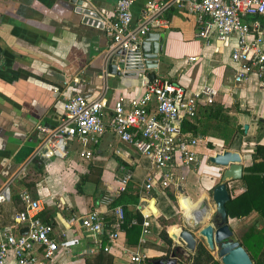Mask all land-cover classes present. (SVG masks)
Segmentation results:
<instances>
[{
	"label": "crops",
	"instance_id": "obj_1",
	"mask_svg": "<svg viewBox=\"0 0 264 264\" xmlns=\"http://www.w3.org/2000/svg\"><path fill=\"white\" fill-rule=\"evenodd\" d=\"M191 1L134 0L131 28L137 30L154 18L151 25L164 35V49L158 69L148 74L189 92L209 87L215 103L223 107L220 119L227 137H203L222 144L224 150L230 144L229 150L241 154L245 168L251 164L256 147L264 153V86L254 77L244 86L234 85L235 65L230 58L233 38L224 47L214 37L200 39L196 16L187 8ZM115 2L89 0L104 22L115 20ZM151 4L160 8L148 13ZM110 44L104 29L81 22L70 0H0V191L7 187L10 192V200L0 205V225H13V215L24 208L19 194L29 192L41 202L44 216L53 215L54 220L59 216L54 225L58 242L55 264H85L87 260L106 264L99 260L105 256L111 264H131L129 252L137 249V245H127L124 232L110 253L101 254L82 228L66 231L62 221L91 211L105 215L108 207L103 197L113 177L128 171L139 182L150 166L146 157L120 142L108 126L115 101L121 99L127 107L130 100L140 98L144 92L142 74L113 76L104 69ZM193 57L197 60L191 62ZM75 95L105 103L104 134L89 146V159L82 154L78 142L69 144L64 158L40 159L35 154L42 141L35 127L53 129L61 125L66 119L65 100ZM211 149L208 145L195 149L198 162L177 169L178 176L183 178L177 186L151 192L156 211L152 209L150 235L141 247L151 261L162 258L174 247L172 240L169 245L160 238L164 229L160 219L169 221L168 236H182L181 229L187 226L186 221L177 222L184 216L179 204L181 196L190 200L194 211L200 209L201 200L206 201L203 210L212 211L208 198L212 188L220 183L222 170L207 161L216 154ZM90 167L101 171V176L92 174ZM87 174L88 180L78 187ZM228 187L231 199L246 190L242 180L231 182ZM134 211L133 206L127 208L129 217ZM228 225L240 245L244 234L254 230L255 225L260 227L255 212L240 219L228 217ZM64 232L66 236L61 237ZM209 253L219 262L216 253Z\"/></svg>",
	"mask_w": 264,
	"mask_h": 264
},
{
	"label": "built area",
	"instance_id": "obj_2",
	"mask_svg": "<svg viewBox=\"0 0 264 264\" xmlns=\"http://www.w3.org/2000/svg\"><path fill=\"white\" fill-rule=\"evenodd\" d=\"M133 2L116 0L115 20L105 21L104 32L111 40L109 49H121L124 58L123 65L118 67L121 75L142 74L144 92L140 98L130 100L127 107L121 99L115 101L108 126L120 142L146 157L150 166L146 177L139 182L128 171L113 177L103 197L108 207L105 215L91 211L83 216L65 217L62 221L66 231L79 226L93 238L97 250L110 253L124 233L126 223L124 208L114 206V202L133 184L138 189L136 209L143 219L137 249L128 251L129 260L131 264H150L149 255L141 247L150 235V216L153 215L150 201L154 199L151 192L156 188L166 190L177 186L183 180L177 169L198 162L195 151L198 146L210 143L215 153H222L224 147L207 137L182 132L184 121H193L201 108L215 102L214 93L206 86L189 92L160 77H149L150 70L146 68L137 36L142 27L131 28ZM159 8L151 4L148 13ZM187 8L196 16L200 39L214 37L218 45L224 47L233 38L230 58L235 65L234 85L244 86L254 77L264 86V0H193ZM196 60V57L190 58L191 62ZM105 107L103 101H89L81 95L67 98L64 103L66 119L61 125L53 129L42 125L35 127L42 141L37 156L44 161L53 156L64 158L69 144L78 142L82 154L89 159V146L96 144L105 132ZM19 199L24 208L13 215V225H0V264H55L54 255L58 250L55 226L40 220L42 204L29 192H21ZM9 200L10 192L4 187L0 191V205ZM131 224L136 221L132 220ZM23 229H27L26 234L21 233ZM65 236V232L61 234Z\"/></svg>",
	"mask_w": 264,
	"mask_h": 264
},
{
	"label": "water",
	"instance_id": "obj_3",
	"mask_svg": "<svg viewBox=\"0 0 264 264\" xmlns=\"http://www.w3.org/2000/svg\"><path fill=\"white\" fill-rule=\"evenodd\" d=\"M70 3L74 8V13L81 17V22L84 25L104 29V20L90 3L86 0H70ZM150 21L143 25L142 29L138 30L137 36L140 50L146 60V68L148 70H157L162 60L164 35L151 26L154 18ZM142 31L144 32L142 33ZM104 60V69L108 74L113 76L121 75L118 70V67H121L124 61L121 49H109ZM149 77L154 78L155 75L151 74ZM243 129L246 133L248 126L245 125ZM207 161L222 170L220 183L212 188L208 198L212 204V211L210 210L211 212L206 213L203 210V207L206 206V201H199L200 209L194 211L193 219L185 217L187 229H181L182 236L169 234V238L174 242V247H171L168 256L153 259L151 264H178V255L184 261H187L199 244H203L208 251L216 253L221 264H252L249 254L234 238V233L228 225L226 211V205L231 200L228 184L240 181L243 177L242 156L236 151L226 149L222 153L209 156ZM179 191L182 192V189L179 188ZM154 203V200L150 201V204L153 205L152 209L156 211ZM26 232L27 229L21 230L22 234H26Z\"/></svg>",
	"mask_w": 264,
	"mask_h": 264
},
{
	"label": "trees",
	"instance_id": "obj_4",
	"mask_svg": "<svg viewBox=\"0 0 264 264\" xmlns=\"http://www.w3.org/2000/svg\"><path fill=\"white\" fill-rule=\"evenodd\" d=\"M222 110V105L215 102L211 106L201 108L198 116L193 121H184L182 123V132L191 133L194 136H211L225 140L227 134L224 132L225 129L220 119ZM208 146L211 145L208 144ZM226 148L230 149L231 145L227 144ZM89 170L92 174L101 176V171L91 167ZM88 176L89 174L83 177L80 183H78V187L79 184L85 183L88 180ZM242 181L246 186V190L227 203V215L230 218L240 219L252 212L257 213L260 227L255 225L254 230L244 234L241 245L249 254L252 264H264V153L261 147H256V152L252 155L251 164L244 168ZM169 196L173 198L171 193H169ZM137 204L138 189L134 188L133 184H130L127 191L121 194L114 202V206L120 205L124 208L126 223L123 226V230L126 234V243L131 247L136 246L138 243L143 219L141 213L136 209ZM129 206L135 207V211L130 217L127 213ZM39 218L43 223L55 225L53 215L44 216V213L41 212ZM132 220H135L136 224H131ZM160 223L164 227L159 235L160 238L167 244L172 245V241L167 233L170 227L169 221L160 219ZM101 254L106 253L101 251ZM177 257L178 264H221L213 259L203 244H199L196 247L195 252L189 260L184 261L179 255ZM99 260L103 263L111 264V259L108 256L100 257ZM85 264H93V262L87 260Z\"/></svg>",
	"mask_w": 264,
	"mask_h": 264
},
{
	"label": "bare ground",
	"instance_id": "obj_5",
	"mask_svg": "<svg viewBox=\"0 0 264 264\" xmlns=\"http://www.w3.org/2000/svg\"><path fill=\"white\" fill-rule=\"evenodd\" d=\"M179 204L182 208V211L184 213V216L187 218V219H193L194 217V205H192L190 203V200H188L185 196H181L179 198ZM146 214L148 213V211L145 212Z\"/></svg>",
	"mask_w": 264,
	"mask_h": 264
},
{
	"label": "rangeland",
	"instance_id": "obj_6",
	"mask_svg": "<svg viewBox=\"0 0 264 264\" xmlns=\"http://www.w3.org/2000/svg\"><path fill=\"white\" fill-rule=\"evenodd\" d=\"M163 81H165V80L163 79ZM184 221H186V220L184 219V216H183V218H182V216H181V217H179V218L177 219V222H178V223H182V222H184ZM168 254H169V252L166 253L165 255H163L162 258L167 257Z\"/></svg>",
	"mask_w": 264,
	"mask_h": 264
}]
</instances>
